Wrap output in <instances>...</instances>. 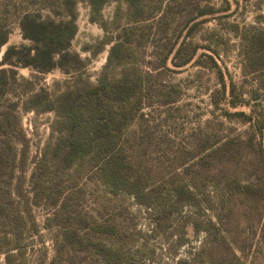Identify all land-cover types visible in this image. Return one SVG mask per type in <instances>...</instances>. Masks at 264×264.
<instances>
[{"label": "rangeland", "instance_id": "374dc122", "mask_svg": "<svg viewBox=\"0 0 264 264\" xmlns=\"http://www.w3.org/2000/svg\"><path fill=\"white\" fill-rule=\"evenodd\" d=\"M6 1L0 0V10ZM152 1L153 8L163 9L138 24L139 37L133 45V60L150 76L141 116L128 119L121 136L129 165L126 172L122 170L128 183L125 191H110L98 168L88 164L67 173L38 169L44 149L56 142L59 132L51 129L53 111L22 108L25 80L53 92L63 88L73 73L59 68L40 73L14 66L15 76L2 85L0 151L7 169L0 177L6 217L0 218V245L5 249L3 242L21 236L25 252L14 264H94L90 251L64 243L66 228H76L78 214L110 219L116 225L114 237L100 236L108 245L114 239L126 241L128 232L150 235L181 227L167 223L157 228L155 223L178 199L193 205H185L182 215L174 213V217L198 221L219 217V234L227 236L226 243L219 241V262L232 261L234 253L245 264H264V127L262 133L258 131L259 125L264 126V70L248 66L243 40L252 29L264 27V0ZM13 4L18 13H46L28 0H12L7 8L12 10ZM116 8L115 1L102 8L108 27ZM77 11L78 31L70 48L83 59L90 57L85 73L96 83L111 44L94 56L83 49L98 48L105 30L91 21L86 0H79ZM13 12L2 20L8 40L0 48V61L7 45L24 41ZM113 32L116 36L119 30ZM112 65L111 72L120 69ZM3 67L10 66L0 64ZM244 186L254 193H244ZM37 189L42 196L35 204ZM188 232L193 250H199L204 232L193 233L191 225ZM80 234L88 243L98 238L83 229ZM144 239L150 259L133 257L131 264H174L166 243L154 236ZM145 240L141 237L136 243ZM187 250L183 247L181 253ZM12 252L16 254L15 249Z\"/></svg>", "mask_w": 264, "mask_h": 264}, {"label": "trees", "instance_id": "16d2710c", "mask_svg": "<svg viewBox=\"0 0 264 264\" xmlns=\"http://www.w3.org/2000/svg\"><path fill=\"white\" fill-rule=\"evenodd\" d=\"M10 1L12 0H7V4L0 10V48L8 40V30L4 28L2 20L9 16L11 11L16 13V21L24 41L20 44L7 45L2 54L0 64L10 67L0 68V93L3 92L2 85L7 79L15 76L14 66L29 67L40 73L55 68L65 73H73L64 81L63 88L53 92H48L42 87L36 88V84L30 78L25 80L27 86L24 90L22 108L35 112L53 111L55 119L51 129L53 132H59L56 142L48 144L44 149L39 159L41 163L38 167L39 171L42 167H48L56 172L67 173L70 169H80L88 164L98 168L101 181L109 185L110 191L115 193L118 190L125 191L128 183L122 175V170L126 172L129 165L124 156L121 136L128 119L141 116L146 95V78L150 76V72L142 71L137 61L133 60L135 52L133 45L139 37L138 24L154 18L163 8H160L161 5L160 9L153 8L152 0H86L90 8L91 21L99 23L105 30V35L98 41V48L83 49L90 50L94 56L106 44H111L107 62L99 73L97 82L94 83L85 73L90 57L83 59L78 52L70 48L78 31L79 0H28L42 6L40 9H45V14L32 10L18 13L15 4L10 8L12 10H9L7 6ZM111 1L117 2V8L110 22L112 27H108L109 22L103 18L101 11ZM161 1L164 3L166 0ZM118 30L119 33L115 36L113 31ZM243 40L246 44L248 66L253 71L264 70V27L252 29L243 36ZM115 56L117 61L112 65ZM111 65L112 69H120L111 72ZM248 116L249 119L253 118V114ZM263 127L259 125V133L263 132ZM10 149L15 156V146H10ZM6 165L4 152L0 151V177L7 169ZM246 187L247 190L245 186L243 188L244 193L246 191L254 193L252 187ZM41 191L38 189L34 191L35 204H38V198L42 196ZM172 204L169 208L170 212H165L163 217L156 218L155 223L157 228L167 223L182 224L181 227L178 226L179 228L173 227V230L166 232L155 230L150 235L140 231L128 232L126 241L119 242L114 239L106 245L100 236L114 237L117 231L116 225L112 224L110 219L94 220L78 214L76 228L68 226L66 228L64 243L77 245L80 251L84 249L90 251L96 264H131V260L135 259L133 257L150 259V250L144 238L154 236L166 243V251L174 259V264H203L205 261L208 264H245L244 260L234 253L231 257L232 261L226 259L219 262V241L226 243L227 236L221 234V231L219 234L218 216L216 220L207 217L200 221L189 216L177 218L178 216H173L174 213L182 215L183 207L193 204L189 203L188 199L186 203L178 199ZM4 210V202L0 200L2 219L6 218ZM33 225L36 224L33 222ZM189 225L193 233L204 232V238L199 241L197 251L193 250V242L189 239ZM80 229L94 232L98 237L97 240L95 238L94 242H86L84 235L80 234ZM141 237L145 243H136ZM10 239H12L10 242H3L5 249L0 245V254H4V262L0 264H14L15 259L25 252L22 250L25 246L20 243L21 236L15 234ZM187 246L189 250L183 255L181 250ZM13 249L16 250V254L12 252Z\"/></svg>", "mask_w": 264, "mask_h": 264}]
</instances>
